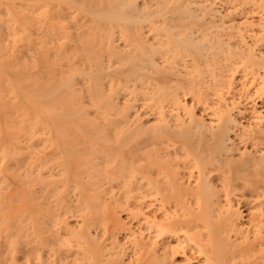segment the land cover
<instances>
[{"label": "bare ground", "instance_id": "bare-ground-1", "mask_svg": "<svg viewBox=\"0 0 264 264\" xmlns=\"http://www.w3.org/2000/svg\"><path fill=\"white\" fill-rule=\"evenodd\" d=\"M262 96L264 0H0V264H118L133 194L121 262L264 264Z\"/></svg>", "mask_w": 264, "mask_h": 264}, {"label": "rangeland", "instance_id": "rangeland-1", "mask_svg": "<svg viewBox=\"0 0 264 264\" xmlns=\"http://www.w3.org/2000/svg\"><path fill=\"white\" fill-rule=\"evenodd\" d=\"M218 4L220 3V2H217ZM218 7V6H217ZM249 4L247 5L246 4V6L243 4V6H241V7H239V8H237L238 10H237V12H235V21L237 22V21H239L240 23H241V21H245L244 19H247V20H253V19H256V20H258L259 19V15H258V13L257 12H250V8L252 7H249ZM254 7V6H253ZM252 7V8H253ZM221 9V8H220ZM223 10V9H222ZM234 16H232V17H234ZM243 17H244V19H243ZM226 20H228V19H226ZM225 20V21H226ZM256 20H253V21H256ZM30 30L32 31V32H34V30H35V28L34 27H30ZM8 39H10V40H13V38H11V37H7ZM15 41H16V43L15 44H13L12 45V43L9 45V46H11V47H13L14 49H18L19 51H20V53H21V56H22V58L23 59H25L26 60V56H27V51H28V49L30 50V52L32 53H34V54H36V49L34 48V46H32V47H30V46H28V48H23L22 47V42L20 41V40H18L17 38L15 39ZM18 47V48H17ZM24 50V51H23ZM23 53V54H22ZM6 55L8 56H11V54H10V52L8 53H6ZM26 55V56H25ZM28 60V59H27ZM240 74L239 73H236V77L237 76H239ZM240 81H238V83H239ZM238 83H236V85H238ZM236 85H234L235 86V88L231 91V94H232V96H233V94H234V96H237V97H235V98H233L234 100H237V98H238V100L239 101H242V107H243V104L245 103V102H247V103H245L246 104V107L248 106V104H250L251 103V101H252V99H248V100H244V97H241V90H240V92H239V90H237V87L238 86H236ZM235 92V93H234ZM231 94H229V95H225L226 97H232L231 96ZM215 99H216V97L215 96H213ZM212 97V98H213ZM211 98V99H212ZM256 101H255V104H257L256 105V107H259L260 108V110H261V108L263 107V105H264V97L262 96V97H258L257 99H255ZM245 101V102H244ZM209 102V101H208ZM211 102H212V100H211ZM250 102V103H249ZM138 103V102H137ZM136 103V105H138ZM140 104H141V102H140ZM245 106V105H244ZM199 107H201V106H199ZM240 107H241V105H240ZM241 107V108H242ZM258 108V109H259ZM234 112H236V111H234ZM262 112L264 113V111H263V108H262ZM207 113H208V111H207ZM236 114H237V112H236ZM204 115L206 116V114L204 113ZM204 116V117H205ZM239 116V118H240V120L242 121V122H244V123H246L247 122V117H249V115H248V112H244V113H242L241 115H238ZM208 116H206L205 118H207ZM243 117V118H242ZM236 145L238 144L239 146H237L238 148H242L243 147V144L242 143H239L238 142V140H236ZM30 143V142H29ZM28 143V144H29ZM37 143L39 144V141H36V139L34 140V144L35 145H37ZM37 146H39V145H37ZM238 152V151H237ZM237 152H236V154H234V155H238L237 154ZM182 172H184V171H182ZM47 173V172H46ZM48 173H52V172H48ZM47 173V174H48ZM10 188L9 189H12V188H14V187H17L18 186V184H19V180H17V179H10ZM113 189H116V187H114ZM10 190H8L7 191V188L6 189H4L3 190V193H7V192H9ZM114 190H112V192H113ZM117 191V190H116ZM116 191H114V193H116ZM113 193V194H114ZM135 193H137V192H135ZM117 194V193H116ZM139 194V193H138ZM132 195V194H131ZM134 195V197H126L124 200H122L123 199V197H122V199L120 198V202H119V204L121 203V206L119 205V204H112L111 205V210H112V213H113V217H114V222L113 221H111V222H109L108 223V225L106 226V230H107V233L109 234H107L108 236H106V235H104V237L106 236L107 238V242H105L106 244L108 243V247H110L111 246V242H114L113 241V239H115V238H113V237H116L118 240H116L115 239V241L117 242V241H119V243H118V247L120 248V246H123L124 248H125V254H124V256H122L121 257V259H120V261H119V263L118 264H120V262L121 261H123V262H128L127 260H129L130 258V254H133V252H130V250L128 249V247H129V244H127L128 242H127V238H126V231H131V228H133L132 230H134L135 231V228H136V230H137V225H138V220H139V218H140V216H137L136 215V212H138L137 210V208L136 207H138L139 209L140 208H144L143 209V212H148L151 208H148V209H146L145 208V205L143 204V202H142V204H141V202H140V200H142V201H148V199L146 198V199H138V198H140V195H138V196H135V195H137V194H133ZM104 196V195H103ZM116 196V195H115ZM136 197V199H134ZM104 198H106V196H104ZM150 200H151V198H150ZM149 200V201H150ZM122 201H124V202H122ZM117 202V203H118ZM242 210H243V208H241ZM245 213V212H244ZM246 214V213H245ZM244 214V215H245ZM69 215V214H68ZM132 215V216H131ZM77 219V220H76ZM80 218H74V217H72L71 215H69L68 216V221H69V223H71V224H74L75 225V221L76 222H79L80 220H79ZM119 221V223L121 224V225H119L117 222ZM112 224V225H111ZM114 224H117V226L116 225H114ZM139 226V225H138ZM126 229H129V230H126ZM98 231H100V230H98ZM262 232H263V229H262ZM111 234H112V236H111ZM260 235H262V234H260ZM263 235H264V233H263ZM125 236V237H124ZM103 237V238H104ZM251 237V236H250ZM258 237H259V235H258ZM257 237V239L254 241V242H252V243H255V244H257V245H259L258 246V249H257V251L259 250V248H261V250L263 251L264 250V237L263 238H260V237H262V236H260L259 238ZM113 238V239H112ZM112 240V241H111ZM122 243H121V242ZM127 243H126V242ZM125 242V243H124ZM127 244V245H126ZM255 244H252L253 245V247H257V245L255 246ZM256 248H254V250H255ZM129 250V251H128ZM128 251V252H127ZM262 251L260 252H258V253H261V255L263 254L262 253ZM113 252H116V251H113ZM130 252V253H129ZM264 252V251H263ZM111 253H112V251H111ZM128 253V254H127ZM257 253V254H258ZM130 255V256H129ZM260 254H258V256H259ZM129 256V257H128ZM133 257V259H135V258H137V256H134V255H132ZM256 257H257V255H255ZM176 258L179 260L180 258H183V255H177L176 256ZM260 258H261V256H260ZM260 258L259 257H257V260L255 259V261H257V262H259V264L261 263V264H263V262H260ZM125 260V261H124ZM262 261H264L263 260V258H262ZM123 262H121L122 264H125V263H123ZM192 262H194V261H192ZM127 264V263H126Z\"/></svg>", "mask_w": 264, "mask_h": 264}]
</instances>
